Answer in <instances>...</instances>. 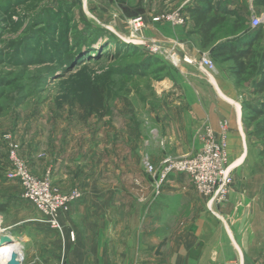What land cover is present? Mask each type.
<instances>
[{"label":"rangeland","instance_id":"obj_1","mask_svg":"<svg viewBox=\"0 0 264 264\" xmlns=\"http://www.w3.org/2000/svg\"><path fill=\"white\" fill-rule=\"evenodd\" d=\"M159 1L0 0V202H8L7 211L0 213L2 229L29 207L12 175L9 135L30 154L46 147L56 150L61 167L73 175L74 184L66 192L128 189L141 199L143 191L154 188L159 195L156 178L146 169L147 162L159 166L163 160L158 148H151L157 140L151 130V111L159 101L156 81L185 54L178 49L165 56L150 53L146 45L130 40L148 41L151 27L146 21H152V15L182 9L191 0ZM235 1L239 23L252 30V16L264 13V5ZM139 15L146 27L134 35L129 21ZM234 20L229 18L220 35L233 31ZM93 91L106 102L102 111H91ZM246 141L250 148L260 147L247 127ZM226 146L224 142L225 153ZM109 154L108 179L91 183L95 164L98 174L106 176L103 166ZM183 184L192 186L185 173H171L161 189ZM7 245L0 248V258Z\"/></svg>","mask_w":264,"mask_h":264},{"label":"crops","instance_id":"obj_2","mask_svg":"<svg viewBox=\"0 0 264 264\" xmlns=\"http://www.w3.org/2000/svg\"><path fill=\"white\" fill-rule=\"evenodd\" d=\"M215 2L239 9L235 0ZM146 23L151 27L147 39L166 44L161 55L174 45L185 54L156 81L159 106L151 111V130L157 132L152 151L158 148L162 159L194 154L204 145L206 127L212 128L216 140L227 143V157L234 162L225 198L211 204L187 184L170 185L159 195L154 188L145 190L141 199L128 189L83 191L59 214L57 229L22 195L29 207L5 228L21 247L22 264H264V163L259 148L247 144L242 112L244 101H254L250 85L237 86L229 63L202 50L193 24ZM203 53L211 56L215 70L202 65ZM21 154L34 175L50 171L62 191L74 184L53 148L30 154L22 147ZM105 160L106 176L98 174L95 164L91 183L108 179L110 154Z\"/></svg>","mask_w":264,"mask_h":264},{"label":"built area","instance_id":"obj_3","mask_svg":"<svg viewBox=\"0 0 264 264\" xmlns=\"http://www.w3.org/2000/svg\"><path fill=\"white\" fill-rule=\"evenodd\" d=\"M153 22L170 21L173 24H184L187 16L181 8L174 11H163L152 15ZM251 27L256 28L264 25V13L253 15L250 21ZM133 34L142 32L145 26V17L136 16L129 21ZM134 39V37H133ZM135 40V39H134ZM147 46L148 52L162 54L165 43L161 44L152 40L138 41ZM171 50H177L174 45ZM201 63L204 67L215 70V63L211 56L203 53ZM223 123L222 126H225ZM8 160L13 168V176L16 177L21 185L23 197L38 208L45 216L50 226L61 229L58 216L61 212L69 210L71 204L80 199V190L60 191L54 186L51 172L43 176L34 175L29 163L21 154V146L10 135L7 136ZM204 145L194 154H184L182 156L167 155L163 157L161 164L155 166L151 162L146 163L148 173L156 178V191L160 193L161 184L171 173H185L197 192L208 198L213 204L225 198L228 185L232 181V165L228 162V157L224 150V142L217 141L212 128L206 127L204 132ZM0 234H5V229L0 227Z\"/></svg>","mask_w":264,"mask_h":264},{"label":"trees","instance_id":"obj_4","mask_svg":"<svg viewBox=\"0 0 264 264\" xmlns=\"http://www.w3.org/2000/svg\"><path fill=\"white\" fill-rule=\"evenodd\" d=\"M183 7L187 16L186 24H193L194 31L200 36L203 51H209L221 62L229 63L228 68L237 86L250 85V94L257 97L254 101H244L242 105L243 122L248 136L260 143L259 156L264 160V45L263 25L246 30L240 23L239 10L215 0H191ZM264 5V0H256ZM234 17L233 31L220 35V30L229 18ZM185 24V25H186ZM223 41L218 42L221 38ZM135 72L143 74L135 69ZM91 111H102L106 102L103 96L92 92ZM8 155V154H7ZM8 202H0V213L6 212Z\"/></svg>","mask_w":264,"mask_h":264},{"label":"bare ground","instance_id":"obj_5","mask_svg":"<svg viewBox=\"0 0 264 264\" xmlns=\"http://www.w3.org/2000/svg\"><path fill=\"white\" fill-rule=\"evenodd\" d=\"M5 235L11 237L14 240V237L11 236L9 233H7ZM3 245H7V244H3ZM13 251H17L19 253V256L20 257L22 256V251H21L20 246L17 243H15V242L12 241L11 243H8L5 252L2 254V256L0 258V264H6L7 263V260L10 258V255H11V253Z\"/></svg>","mask_w":264,"mask_h":264},{"label":"water","instance_id":"obj_6","mask_svg":"<svg viewBox=\"0 0 264 264\" xmlns=\"http://www.w3.org/2000/svg\"><path fill=\"white\" fill-rule=\"evenodd\" d=\"M0 247L3 244L11 243L14 241L11 237L6 236L5 234L0 235ZM6 264H22L21 263V257L19 256V253L17 251H13L10 255V258L7 260Z\"/></svg>","mask_w":264,"mask_h":264}]
</instances>
